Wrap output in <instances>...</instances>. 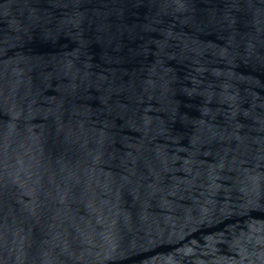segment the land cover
Listing matches in <instances>:
<instances>
[{
    "label": "water",
    "instance_id": "water-1",
    "mask_svg": "<svg viewBox=\"0 0 264 264\" xmlns=\"http://www.w3.org/2000/svg\"><path fill=\"white\" fill-rule=\"evenodd\" d=\"M0 264H264V0H0Z\"/></svg>",
    "mask_w": 264,
    "mask_h": 264
}]
</instances>
